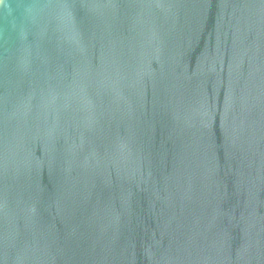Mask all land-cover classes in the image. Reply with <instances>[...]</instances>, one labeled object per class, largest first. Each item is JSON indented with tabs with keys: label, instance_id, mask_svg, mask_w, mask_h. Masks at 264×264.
<instances>
[{
	"label": "water",
	"instance_id": "1",
	"mask_svg": "<svg viewBox=\"0 0 264 264\" xmlns=\"http://www.w3.org/2000/svg\"><path fill=\"white\" fill-rule=\"evenodd\" d=\"M0 264H264V0H0Z\"/></svg>",
	"mask_w": 264,
	"mask_h": 264
}]
</instances>
